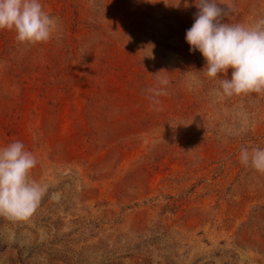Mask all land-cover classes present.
<instances>
[{"label": "rangeland", "instance_id": "rangeland-1", "mask_svg": "<svg viewBox=\"0 0 264 264\" xmlns=\"http://www.w3.org/2000/svg\"><path fill=\"white\" fill-rule=\"evenodd\" d=\"M215 2L224 23L264 17ZM41 3L49 42L0 30V147L21 141L47 188L0 217V264H264V174L239 162L264 148V93L204 75L185 40L199 0Z\"/></svg>", "mask_w": 264, "mask_h": 264}, {"label": "clouds", "instance_id": "clouds-1", "mask_svg": "<svg viewBox=\"0 0 264 264\" xmlns=\"http://www.w3.org/2000/svg\"><path fill=\"white\" fill-rule=\"evenodd\" d=\"M196 7L194 22L185 34L189 51L201 53L209 79L227 77L232 69L230 79H219L218 94L264 93V17L249 24H228L222 22L225 8L215 0H199ZM58 29V18L44 10L41 0H0V30L15 32L18 43H47ZM239 162L264 174V148H242ZM36 164V157L21 141L0 147V217L20 221L34 214L47 192L46 186L31 178Z\"/></svg>", "mask_w": 264, "mask_h": 264}]
</instances>
